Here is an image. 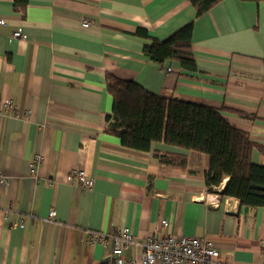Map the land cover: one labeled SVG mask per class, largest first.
Instances as JSON below:
<instances>
[{"label": "crops", "instance_id": "crops-1", "mask_svg": "<svg viewBox=\"0 0 264 264\" xmlns=\"http://www.w3.org/2000/svg\"><path fill=\"white\" fill-rule=\"evenodd\" d=\"M0 19V100L19 114L0 113V264H99L111 249L89 246L86 231L122 227L137 242L123 256L138 257L161 221V235L213 241L226 264L261 263L264 208L223 197L227 179L208 193L206 155L159 142L125 148L104 117L109 74L213 108L264 146V2L221 0L197 18L188 0H26L23 9L0 0ZM189 24L195 70L152 62L143 53L151 40L135 36L164 41ZM153 152L185 155L186 167L160 165ZM251 159L264 166L257 151ZM74 169L94 180L90 191L66 183Z\"/></svg>", "mask_w": 264, "mask_h": 264}, {"label": "trees", "instance_id": "trees-1", "mask_svg": "<svg viewBox=\"0 0 264 264\" xmlns=\"http://www.w3.org/2000/svg\"><path fill=\"white\" fill-rule=\"evenodd\" d=\"M196 17L221 0H188ZM264 2V0H240ZM23 9L26 0H14ZM135 36L151 40L143 53L152 62L163 64L176 60L183 69L195 70L190 52L192 24L176 31L164 41L150 37L138 29ZM106 91L112 98V111L104 117V132L119 139L121 146L148 152L153 143H163L187 152L207 156L204 185L208 193L226 184L223 197L237 200L241 208H264V166L255 164L251 155L255 150L264 158V146L250 141L246 131L228 124L220 113L209 107L181 102L171 94H153L132 81H124L107 74ZM160 165L183 169L187 158L181 154L153 152ZM99 264H112L108 258Z\"/></svg>", "mask_w": 264, "mask_h": 264}, {"label": "built area", "instance_id": "built-area-1", "mask_svg": "<svg viewBox=\"0 0 264 264\" xmlns=\"http://www.w3.org/2000/svg\"><path fill=\"white\" fill-rule=\"evenodd\" d=\"M3 24L4 20L0 19V25ZM88 25L87 21L82 22L83 27H88ZM11 38L23 40V35L20 31H16L12 33ZM167 71L170 69L168 68ZM0 113L12 118H17L19 115L17 105L11 100H0ZM27 114L24 116L26 117ZM41 161V155H36L34 161L29 164L31 173ZM4 180L5 177L0 171V184L4 183ZM65 180L67 184L82 191H90L94 185V180L80 169L70 171ZM53 218L54 213L51 211L49 219L53 220ZM160 224V228L154 229L142 244H138L141 246V253L140 256L134 258L123 256V252L131 245H137L134 235L126 227H122L111 234L92 230L86 231V242L89 246L110 247L112 264H226L221 260L213 241L205 237L161 235V228L165 229L167 222L161 221ZM260 251V264H264V240L260 243Z\"/></svg>", "mask_w": 264, "mask_h": 264}]
</instances>
